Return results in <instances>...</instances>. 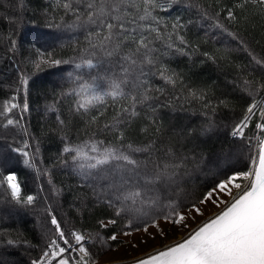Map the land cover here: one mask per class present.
I'll list each match as a JSON object with an SVG mask.
<instances>
[{"label":"snow or ice","instance_id":"6c2138e0","mask_svg":"<svg viewBox=\"0 0 264 264\" xmlns=\"http://www.w3.org/2000/svg\"><path fill=\"white\" fill-rule=\"evenodd\" d=\"M175 3L180 0H64L65 13L75 15L80 26H88L87 47L79 54L75 67L95 68L100 57L113 66L109 70L111 75L92 76L91 82L69 74L74 85L66 93L74 97L69 111L86 119L90 126H100L107 99L112 101L115 111L111 121L101 127V131L114 134L112 141L90 136L87 141L73 143L64 135L59 162L81 176L82 184L95 197L94 203L112 210L110 218L98 221L100 228L117 224L119 218L124 222V236L142 232L155 239L151 228L166 238L162 224L184 231L178 240L146 252L134 264H264V55L250 49L239 31L254 16L264 19V0H214L208 7L195 5L202 21L237 41L250 58L233 81L234 89L238 88L241 93L239 99L243 106L230 131L233 138L247 141L244 146L247 164L244 169L226 170L223 178L195 199L180 197L190 176L188 166L197 163L195 154L190 158L175 147L172 140L179 134H173L167 141L164 139L167 134L157 115L159 105L155 103L158 97L152 93L164 95L165 88L155 87L152 78L181 89L178 99L199 101L213 113L218 107L229 109L230 100L225 95L216 98L213 104L204 89L186 87L181 74L164 62L168 50L188 55L193 48L184 34L193 23L191 19L184 22L177 17L167 22L154 14L157 10L167 11ZM15 50L13 40L9 51L15 53ZM202 55L213 62L217 59L209 52ZM36 56L38 59L30 61L36 68L42 64L57 66L70 62L42 51ZM97 80L106 83V90H97ZM28 85V75L21 73L17 92L0 110V116L5 118L3 126L20 127L24 136L29 135L23 125L29 111ZM20 92L25 95L22 103L18 102ZM13 110H18L15 117ZM141 112L144 123L139 132L146 139L137 142L126 136V130ZM56 119L63 131L65 120L59 115ZM254 119V132L246 137L245 130ZM202 131L212 132L213 125L209 123ZM190 134L189 131L187 135ZM31 149L29 140L22 138L20 146L13 150L24 157L25 165L35 168L39 148L35 152ZM5 163L0 161V166ZM0 185H6L7 203L21 207L35 204V195L22 196L14 171L0 170ZM207 205L218 211L206 215L202 206ZM45 212L49 228L42 234L44 246L40 256L30 264H97L88 247L94 241L93 234L74 226L66 228L51 205L46 206ZM197 217L203 219L192 227L189 222L196 221ZM108 239L114 241L117 235L112 234ZM17 243L31 246L22 234L7 240L8 245ZM147 243V240L140 241V244ZM132 247L139 244L133 243Z\"/></svg>","mask_w":264,"mask_h":264},{"label":"trees","instance_id":"16d2710c","mask_svg":"<svg viewBox=\"0 0 264 264\" xmlns=\"http://www.w3.org/2000/svg\"><path fill=\"white\" fill-rule=\"evenodd\" d=\"M63 3L64 0H0V110L4 102L17 92L21 73L29 77L26 97L29 111L23 121L29 135L24 136L20 127H4L5 118L0 116V161H6L0 170L15 172L22 196L31 194L37 197L32 206L13 205L7 203L6 185H0V264H30L32 259L40 256L44 246L42 234L49 228L45 212L47 205H51L66 228L74 226L93 234L94 241H90L88 247L95 260L99 256L95 234L100 233L108 239L112 234L123 233L124 229V222L119 218L117 224L100 228L98 221L110 218L112 210L94 203L95 197L82 184L81 176L59 162L61 137L64 135L73 143L87 141L90 136L105 142L112 141L114 134L101 131V127L103 123L111 121L115 111L112 101L107 99V110L100 118V126H90L86 119L79 115L73 116L69 111L74 100V97L66 95L74 86L69 74L73 77L82 76L84 81L91 82L92 76L111 75L109 70L113 66L100 57L95 68L75 67V63L79 62V54L87 47L85 37L88 26H80L71 12L66 14ZM197 4L208 7L214 4V0H180L167 11L157 10L154 13L167 22L177 17L184 22L193 21L184 33L193 45L189 54L181 55L168 50L163 57L164 62L181 74L186 87L204 89L213 104L216 98L225 95L230 100L229 109L218 107L213 113L199 101L178 99L182 95L181 89L152 78L155 87L165 88L164 95L152 93L158 97L155 103L159 105L157 115L167 134L164 139L167 141L173 134H179L172 143L190 158L194 153L197 161L188 166L190 176L184 192L180 194L181 199L185 196L195 199L215 181L223 178L226 170L232 167L244 169L247 164L244 149L247 141L233 138L230 131L232 123L239 119L243 106V101L239 99L241 93L238 88L234 89L233 81L237 79L241 68L249 64L250 58L237 41L201 20L195 7ZM239 31L250 49L258 55H264V19L254 16ZM35 33H41L42 36L63 33L64 36L56 42L26 39L27 35ZM13 40L16 42L15 53L9 51ZM160 46L163 50V45ZM38 51L52 53L54 58L70 62L57 66L42 64L36 68L29 63L33 57L29 60L28 56ZM204 52L215 54L216 61L203 56ZM58 72L62 73L60 81L63 82L54 86L46 79ZM252 75L258 76L257 73ZM39 80H43L42 83L39 84ZM96 86L98 91L107 88L103 80H97ZM24 99V93L20 92L18 102L22 103ZM53 107L55 111L51 110ZM17 111L13 110V117ZM57 115L66 122L63 131L56 119ZM143 116L141 112V116L133 120L126 130V136L137 142L146 139L139 132V127L144 123ZM209 123L213 125V131L205 134L202 129ZM255 123L254 119L246 129V137L253 134ZM189 131L191 134L187 135ZM22 138L32 144V152L37 146L39 148L35 168L25 165L24 157L13 150L20 146ZM221 163L223 167L219 168ZM21 234L31 246L7 244L8 239H15ZM108 240L114 244L118 242Z\"/></svg>","mask_w":264,"mask_h":264},{"label":"rangeland","instance_id":"374dc122","mask_svg":"<svg viewBox=\"0 0 264 264\" xmlns=\"http://www.w3.org/2000/svg\"><path fill=\"white\" fill-rule=\"evenodd\" d=\"M62 34H55L53 36H42L41 33H35L33 35H27L26 39L28 41H41L43 39L50 40L56 42L57 39H62ZM224 39V38H223ZM226 42V40H224ZM38 59L36 53L30 54L28 59ZM31 61V60H30ZM29 61V63H30ZM62 73H55L49 76L46 80L49 81L52 85L56 86V84H60ZM43 80H39L38 83H42ZM219 168L223 167V164L218 165ZM203 210H205L206 215H211L214 212L218 211L212 205L202 206ZM202 217H197L196 221H190L192 227H195L196 223L199 222ZM165 231L167 232V237H161L157 234L156 229H151L150 232L152 236H155V239H152L151 236H148L142 232H133L131 236H124L123 233L117 234L118 242L115 244L105 238L104 235L99 233V236H95V240L97 242V247L99 250V256L96 260L97 264H130L133 263L137 257L144 255L146 252L151 251L154 248H160L165 244H170L171 242L178 240L181 236L184 235V231H181L177 227H172L171 225L162 224L161 225ZM96 235V234H95ZM141 240H147L148 243L140 244ZM133 243L139 244V247H132Z\"/></svg>","mask_w":264,"mask_h":264},{"label":"water","instance_id":"95a60500","mask_svg":"<svg viewBox=\"0 0 264 264\" xmlns=\"http://www.w3.org/2000/svg\"><path fill=\"white\" fill-rule=\"evenodd\" d=\"M130 264H134V262L133 263H130Z\"/></svg>","mask_w":264,"mask_h":264}]
</instances>
